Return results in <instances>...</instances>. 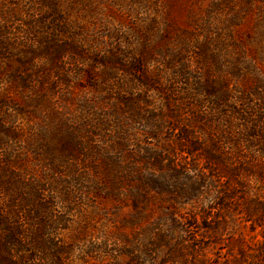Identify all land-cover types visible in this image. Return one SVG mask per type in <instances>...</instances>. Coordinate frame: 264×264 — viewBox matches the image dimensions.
Returning a JSON list of instances; mask_svg holds the SVG:
<instances>
[{
    "label": "trees",
    "instance_id": "1",
    "mask_svg": "<svg viewBox=\"0 0 264 264\" xmlns=\"http://www.w3.org/2000/svg\"><path fill=\"white\" fill-rule=\"evenodd\" d=\"M171 3L0 2V264L103 261L113 236L137 257L147 206L213 176L264 219V0H210L181 29ZM83 78L94 94L72 90Z\"/></svg>",
    "mask_w": 264,
    "mask_h": 264
},
{
    "label": "rangeland",
    "instance_id": "2",
    "mask_svg": "<svg viewBox=\"0 0 264 264\" xmlns=\"http://www.w3.org/2000/svg\"><path fill=\"white\" fill-rule=\"evenodd\" d=\"M127 1L129 0H121V3L125 4ZM154 1L160 3L164 0ZM209 2L210 0H172L171 16L175 19V28H190L191 13L195 16L202 13L201 7L204 10ZM240 3L245 4V1ZM165 8L164 6L162 9ZM227 11L229 12L226 7H221L218 14L221 17ZM241 28L245 30L244 25ZM263 28L264 22L261 24V29ZM158 44L164 50L170 46L164 38ZM92 65L96 67L97 74L103 73L105 68L97 63ZM62 67L70 69L69 72L78 69L74 61L69 60L68 63H62ZM262 71L264 73V67ZM114 81L115 76L104 73L100 85L105 89L111 88ZM96 84L99 83L91 82L89 85L83 78L79 84H72V90L76 95L86 91L94 94ZM74 99L76 101L75 97ZM72 105L75 106L76 102H72ZM126 124L124 126L127 127L129 137L142 143L147 131H141L132 123ZM164 131V128L160 129L156 139L160 137L161 141L165 140L167 135ZM153 143L155 144V140L152 145ZM188 174L191 180L197 176L192 171ZM187 184L190 181H186L185 185ZM228 186L226 177L213 176L199 184L198 190L155 199L154 204H149L146 209L153 215L142 221V227L135 236L141 242L139 246L143 252L135 253L137 257L118 253L124 251L122 246L114 244L119 240L114 236L108 237L110 244L106 258L103 261L93 260L90 264H264V219L256 222L257 212L251 203H246V199L240 196L231 200L225 199L222 194L228 191ZM260 193L264 195V188L260 189ZM95 202L100 211L94 215L98 222L112 226V223H118L124 215L122 211L110 207L109 203H103L100 198ZM104 239L103 237L98 241ZM110 252L115 257L110 256ZM74 255H78V252Z\"/></svg>",
    "mask_w": 264,
    "mask_h": 264
}]
</instances>
